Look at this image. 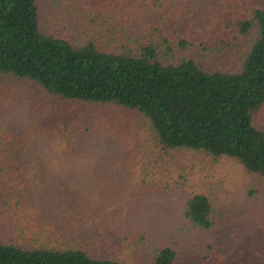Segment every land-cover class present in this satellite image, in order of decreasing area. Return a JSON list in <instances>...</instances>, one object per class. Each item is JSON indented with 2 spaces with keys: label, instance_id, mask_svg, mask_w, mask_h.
I'll return each instance as SVG.
<instances>
[{
  "label": "trees",
  "instance_id": "16d2710c",
  "mask_svg": "<svg viewBox=\"0 0 264 264\" xmlns=\"http://www.w3.org/2000/svg\"><path fill=\"white\" fill-rule=\"evenodd\" d=\"M105 8H93L98 21L84 16L80 27L47 33L37 0H0V78L36 84L48 98L64 101L65 114L86 104L139 114L147 131L137 134L133 151L148 145L154 159L143 165L144 179L153 169L164 181L145 185L148 190L173 192L185 185L183 164L174 155L180 151L231 158L264 178V128L257 122L264 107V4L240 14L233 7L236 15L224 25L217 22L221 29L212 37L194 32L190 22L167 25L164 18L171 11L152 17L154 9L146 2ZM138 18L147 23L141 35L131 27ZM211 23L206 20L204 28ZM178 49L200 52L177 57ZM211 54L216 68L208 66ZM113 125L117 129V121ZM125 131L134 134L133 126ZM4 164L0 155V264H133L91 252L79 238L66 239L62 228L37 224L28 213L16 217L13 206L3 212L6 203L18 209L24 203L16 195L20 166L5 173ZM214 210L209 193L187 194L184 211L195 226L213 227ZM177 255L165 246L155 264H173Z\"/></svg>",
  "mask_w": 264,
  "mask_h": 264
},
{
  "label": "rangeland",
  "instance_id": "374dc122",
  "mask_svg": "<svg viewBox=\"0 0 264 264\" xmlns=\"http://www.w3.org/2000/svg\"><path fill=\"white\" fill-rule=\"evenodd\" d=\"M37 1L40 25L47 33H60L72 24L80 27L84 16L100 20L94 14L96 6L108 10L146 2L154 9L152 17L171 11L164 18L167 25L190 22L194 32L210 37L221 29L217 22L224 25L227 17L232 20L231 15L264 4V0ZM130 18L133 21L134 16ZM209 19L210 27L204 28ZM137 22L131 27L141 35L147 23L141 18ZM80 33L77 28L75 34ZM197 51L175 52L179 57ZM211 55L208 66L216 68ZM63 103L27 80L0 78V155L5 157V173L20 166L16 195L24 202L19 209L6 203L3 212L13 206L16 217L28 213L37 224L62 228L66 239L79 238L91 252L133 264H155L165 246L177 251L173 264H264V178L231 158L213 160L180 151L174 155L183 164L185 185L173 192L148 190L145 185L164 181L153 169L144 179L143 167L154 159L148 145L138 154L133 151L139 133L147 131L140 115L87 104L65 114L60 109ZM257 122L264 128V107ZM130 126L134 134L125 131ZM155 151L159 156V148ZM167 167L178 170V165ZM7 180L8 191L12 178ZM192 190L212 197L216 221L210 229L195 226L185 215V200Z\"/></svg>",
  "mask_w": 264,
  "mask_h": 264
}]
</instances>
